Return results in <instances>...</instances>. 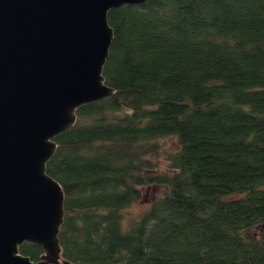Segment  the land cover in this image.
Here are the masks:
<instances>
[{
  "label": "trees",
  "instance_id": "trees-1",
  "mask_svg": "<svg viewBox=\"0 0 264 264\" xmlns=\"http://www.w3.org/2000/svg\"><path fill=\"white\" fill-rule=\"evenodd\" d=\"M107 18L114 91L77 107L46 163L64 191L61 257L264 264V0H145Z\"/></svg>",
  "mask_w": 264,
  "mask_h": 264
},
{
  "label": "water",
  "instance_id": "water-1",
  "mask_svg": "<svg viewBox=\"0 0 264 264\" xmlns=\"http://www.w3.org/2000/svg\"><path fill=\"white\" fill-rule=\"evenodd\" d=\"M144 1L0 0V264H87L61 257L64 191L46 163L77 107L114 91L108 11Z\"/></svg>",
  "mask_w": 264,
  "mask_h": 264
},
{
  "label": "rangeland",
  "instance_id": "rangeland-1",
  "mask_svg": "<svg viewBox=\"0 0 264 264\" xmlns=\"http://www.w3.org/2000/svg\"><path fill=\"white\" fill-rule=\"evenodd\" d=\"M177 147L178 144L175 137L168 136L163 139V147H162L163 151L174 150ZM162 154H164V152ZM157 164H158V170L167 169L166 161L163 160V158L158 159ZM159 189L160 188L158 186L144 188V194L142 198L136 201L135 203H133L129 207L130 212L132 214H136L137 212L142 211L144 208H146L148 206L149 201L157 196Z\"/></svg>",
  "mask_w": 264,
  "mask_h": 264
}]
</instances>
